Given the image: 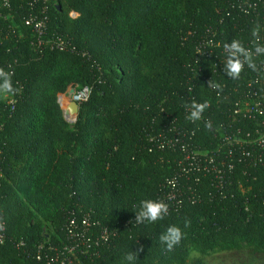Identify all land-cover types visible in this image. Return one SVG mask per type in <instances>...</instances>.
<instances>
[{
	"label": "trees",
	"instance_id": "16d2710c",
	"mask_svg": "<svg viewBox=\"0 0 264 264\" xmlns=\"http://www.w3.org/2000/svg\"><path fill=\"white\" fill-rule=\"evenodd\" d=\"M10 1L0 67L22 92L0 98V264H127L140 246L133 264L264 254V125L235 114L264 90V56L239 80L223 73V44L252 47L264 0H57L41 37L25 23L30 0ZM72 86L91 92L69 123L58 96ZM192 101L210 105L196 123ZM144 199L168 215L134 223ZM170 225L184 235L169 252Z\"/></svg>",
	"mask_w": 264,
	"mask_h": 264
},
{
	"label": "clouds",
	"instance_id": "9594fccd",
	"mask_svg": "<svg viewBox=\"0 0 264 264\" xmlns=\"http://www.w3.org/2000/svg\"><path fill=\"white\" fill-rule=\"evenodd\" d=\"M262 26L257 21L251 29V44L252 47H245L239 39H233L230 43L223 44L225 59L223 61V73L232 80H239L245 66L253 71L257 70L256 57L264 56V43L261 42ZM199 51V50H198ZM13 73L0 67V98L7 96H15L22 92V89L14 86ZM208 88L217 91L219 94L222 91V85L215 82L213 79L208 81ZM207 101L196 102L192 101L190 105H186L190 109L186 119L192 123H196L203 119V113L209 107ZM204 127L211 131V120L204 121ZM169 213V205L162 200L144 199L140 201L138 210L135 211L136 224H155L163 220ZM190 220L185 221V227L190 225ZM0 225V229H2ZM183 231L176 225H170L159 236L160 244L165 251H172L182 240ZM144 251L143 246L137 248L136 251H130L124 255V260L127 264H133L137 256Z\"/></svg>",
	"mask_w": 264,
	"mask_h": 264
},
{
	"label": "built area",
	"instance_id": "2783aa9c",
	"mask_svg": "<svg viewBox=\"0 0 264 264\" xmlns=\"http://www.w3.org/2000/svg\"><path fill=\"white\" fill-rule=\"evenodd\" d=\"M53 1V4L57 3V0H30V7L32 12L30 13V16L26 19L25 23L26 25L33 28L34 33L41 37L47 30L48 22H49V14L48 11L50 9V2ZM3 5L11 9V1L10 0H2ZM57 48L60 50H63L65 48V44L63 41H60L57 43ZM264 68V67H263ZM255 82H258L256 80ZM253 90V88L251 89ZM91 89L88 86L85 87H78V86H72L70 88L69 93V101L67 103H62V109L64 112V116L66 120L69 123H74L76 121V117L71 115L73 117L68 116V105L71 101H76L79 106L82 102L86 101L90 95ZM260 95L264 96V90L261 92H258L256 90L251 92V95L249 94L244 99L239 100L236 103V109L235 114H243L244 117H247L248 119H260V125H264V99L260 97ZM70 112V111H69ZM258 134H260L258 132ZM258 142L261 146H264V134H260L258 137ZM198 157L189 154L187 156V159H190L193 161V164L196 163V165L199 163L198 160H196ZM262 161V158L261 160ZM2 239V235L0 233V240ZM66 262H70L71 260H65ZM66 262H63V264H66Z\"/></svg>",
	"mask_w": 264,
	"mask_h": 264
},
{
	"label": "rangeland",
	"instance_id": "374dc122",
	"mask_svg": "<svg viewBox=\"0 0 264 264\" xmlns=\"http://www.w3.org/2000/svg\"><path fill=\"white\" fill-rule=\"evenodd\" d=\"M69 91L70 89L66 93H61L58 96L59 103H67L65 102V99L68 98ZM3 99L9 100L10 98L9 96H7L3 97ZM68 116L71 117L70 115ZM193 257H201L204 261V264H264V254L254 252L249 249L220 251L206 256H201L198 253H193Z\"/></svg>",
	"mask_w": 264,
	"mask_h": 264
},
{
	"label": "water",
	"instance_id": "95a60500",
	"mask_svg": "<svg viewBox=\"0 0 264 264\" xmlns=\"http://www.w3.org/2000/svg\"><path fill=\"white\" fill-rule=\"evenodd\" d=\"M68 109L70 113L77 119V116L79 114V104L76 101H71L68 105Z\"/></svg>",
	"mask_w": 264,
	"mask_h": 264
},
{
	"label": "bare ground",
	"instance_id": "6f19581e",
	"mask_svg": "<svg viewBox=\"0 0 264 264\" xmlns=\"http://www.w3.org/2000/svg\"><path fill=\"white\" fill-rule=\"evenodd\" d=\"M68 101H69V98H67L65 102H68ZM68 115H70L71 117H73V116L70 114L69 111H68Z\"/></svg>",
	"mask_w": 264,
	"mask_h": 264
}]
</instances>
